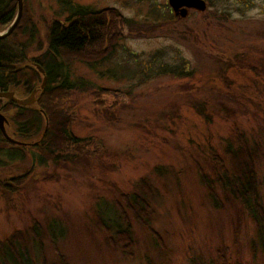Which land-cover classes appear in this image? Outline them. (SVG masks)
<instances>
[{
  "label": "rangeland",
  "instance_id": "1",
  "mask_svg": "<svg viewBox=\"0 0 264 264\" xmlns=\"http://www.w3.org/2000/svg\"><path fill=\"white\" fill-rule=\"evenodd\" d=\"M73 1L106 17L101 40L70 54L71 77L80 81L61 100L74 114L71 130L87 139L68 148L75 157L66 164L40 162L35 147L21 159L0 154V240L16 230L25 238L39 221L41 242L28 239L34 264H264L247 209L211 177L216 206L200 179V171H222L220 163L233 166L226 141L242 132L259 149L254 166L264 204V0H206L204 10L186 15L167 0ZM64 3L22 0L21 14L44 37L46 23L67 14ZM158 58L183 61L189 71L145 76L141 63ZM12 111L0 108L6 132L25 139ZM143 178L152 212L146 220L122 204L130 221L129 235H120L124 246L99 222L105 210L98 205L114 209V198L138 191Z\"/></svg>",
  "mask_w": 264,
  "mask_h": 264
},
{
  "label": "trees",
  "instance_id": "2",
  "mask_svg": "<svg viewBox=\"0 0 264 264\" xmlns=\"http://www.w3.org/2000/svg\"><path fill=\"white\" fill-rule=\"evenodd\" d=\"M62 1L65 2L67 14L54 16L49 20L45 26L44 37H40L35 21L26 17L23 20L24 13H22L13 30L0 38V90L12 89L16 96L24 97L33 88H36V100L30 104H20L9 98L0 97V108L13 110L11 118L19 136L25 138L22 140L28 141L32 137L37 139L33 143H15L8 140L0 130V154H3L6 159H21L24 157L25 149L35 147L38 150L40 162L49 157L56 165L60 162L66 164L67 161H72L75 157L74 154L69 153L68 148L82 144V141L87 139L76 135L71 130L70 125L74 114L64 107L61 100L66 94L65 92L77 87L80 81V79L74 80L71 77L70 54L77 53L79 56V53L88 46L101 40L102 32L100 30L106 24V17L101 8L90 4L76 3L73 0ZM17 5V0H0V29L13 20L17 12ZM111 50L101 58L108 56ZM161 60V58L155 59L153 64L141 63H145L141 71L146 70L145 76L166 71H172L173 74H186L189 71L183 61L169 60V62L163 63ZM37 65H40L44 72H41ZM44 74L46 81L41 86ZM85 143L88 142L85 141ZM225 151L227 157L233 158V166L220 163L222 171L216 168L214 176L200 171V179L209 187V193L216 206L219 198L216 192L212 193L215 190V178L219 181L227 199L232 198L240 201L252 217L256 234L264 243V204L258 194L254 166V158L259 149L251 144L242 132L238 131L227 138ZM2 159L0 157V163H3ZM155 169L160 171V165H156ZM229 172L232 174L230 175ZM23 178L25 175L14 179L22 181ZM2 184L6 185L3 181ZM135 185L139 189L138 191L132 189L120 194L123 198L119 200L117 197L114 198L112 201L114 209L109 208L107 202L102 206V201H100L98 205L100 208L104 207L105 210V217L99 215V222L111 231L109 236L112 239V235L118 236V240L124 246L127 241L122 242L120 235H129L130 221L122 204L125 203L129 208H133L138 217L141 215L146 220L152 212L150 182L143 178ZM53 220H49L48 223ZM41 225V222L34 221L31 231L30 227H28L29 231L26 230L29 233L25 238H19L17 233L20 230H16L10 237L1 239L0 264H34L28 239L32 240L34 244L41 242V230L43 229V225ZM47 227L50 230L49 224ZM51 234H53L52 231ZM53 235L57 237L59 234ZM158 244L163 247L161 242ZM62 263L68 264L66 260H63ZM192 264L202 263L192 260ZM204 264L242 263L238 260L229 262L222 258Z\"/></svg>",
  "mask_w": 264,
  "mask_h": 264
},
{
  "label": "water",
  "instance_id": "3",
  "mask_svg": "<svg viewBox=\"0 0 264 264\" xmlns=\"http://www.w3.org/2000/svg\"><path fill=\"white\" fill-rule=\"evenodd\" d=\"M167 1L176 15L178 14L186 15L188 12L187 11L188 8L204 10L207 7L206 0H167ZM21 10H22V0H18L17 12L13 20L3 30L0 31V38L6 36L13 30V28L16 26L17 22L20 19ZM37 67L41 72H44L43 68L40 65H37ZM45 81H46V76L44 74L42 77L41 86L44 84ZM35 92H36V88H33L28 95L24 97H18L15 95L14 90L12 89L0 90V97L9 98L20 104H29L36 100V96L34 95ZM4 121H5V117L3 116V114L0 113V130L8 140L20 144L31 143L30 141L17 139L15 137H11L10 135H8L4 126Z\"/></svg>",
  "mask_w": 264,
  "mask_h": 264
},
{
  "label": "flooded vegetation",
  "instance_id": "4",
  "mask_svg": "<svg viewBox=\"0 0 264 264\" xmlns=\"http://www.w3.org/2000/svg\"><path fill=\"white\" fill-rule=\"evenodd\" d=\"M171 8V7H170Z\"/></svg>",
  "mask_w": 264,
  "mask_h": 264
}]
</instances>
